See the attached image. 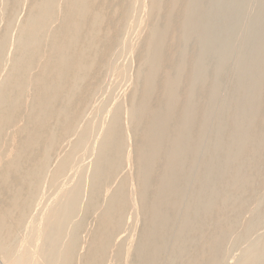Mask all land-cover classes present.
Wrapping results in <instances>:
<instances>
[{"label":"bare ground","instance_id":"6f19581e","mask_svg":"<svg viewBox=\"0 0 264 264\" xmlns=\"http://www.w3.org/2000/svg\"><path fill=\"white\" fill-rule=\"evenodd\" d=\"M198 1L0 0L1 261L226 264L244 245L232 264H264V207L238 216L262 205L247 188L264 155L263 75L221 106L228 118L211 115L220 90L196 88L214 27ZM218 209L241 211L240 232L218 217L190 258L196 218Z\"/></svg>","mask_w":264,"mask_h":264},{"label":"rangeland","instance_id":"374dc122","mask_svg":"<svg viewBox=\"0 0 264 264\" xmlns=\"http://www.w3.org/2000/svg\"><path fill=\"white\" fill-rule=\"evenodd\" d=\"M209 1L208 0H200V1H198V4H196V7H199V8L203 7L205 9V11L207 9L209 14L211 15L208 19V22L214 27V31L209 33V35L206 37V43L208 46L203 49L204 52L202 51L201 55L199 57L200 60L205 61L207 64L209 63L208 65L205 64L202 68H200V70L198 72L199 73L198 76L200 75L199 77L208 79V82L205 85L207 87L204 86V87H202L203 88L202 89L198 86L199 88L197 87L196 91H197V93L202 94V93H204V91L206 93L210 89H213V88L217 91L220 90L221 92L219 91V93L217 95L218 99L216 98V100L214 102L215 108H214V111L211 112V115L217 116V114L218 115L220 114L219 116H221V117L224 116L223 118L226 119V118H228L229 113L232 112L233 108L229 107L228 109L227 108L222 109V107H223L222 105H224V104L225 105L226 104L232 105L238 99L244 98L245 95L249 93L248 87L254 85L257 81H259V79H260L259 77H261V73L263 75V77H261V78H263V80L261 81L263 90H262V93L260 94V96H262L261 97L262 101L264 100V46H263L264 44L262 45V43L264 42V0H244V1H242V0L241 1L240 0H228V1L227 0H209ZM260 1H262L261 4L259 3ZM220 2H222V3H220ZM258 3H259V5H258ZM227 6L229 7V9ZM233 6H235V8H233ZM221 7L222 8L225 7L224 10ZM215 8H217L218 10ZM232 11H234V12H232ZM224 13H227V14H224ZM216 14H219V15L216 16ZM218 16H220V17H218ZM223 18L225 21L222 20ZM229 19H230V21H229ZM211 20H212V22H211ZM214 21L216 22V25L212 24V23H215ZM220 26L224 27V28H221ZM226 26H228V29ZM223 29H225V30H223ZM220 31H221V33H220ZM222 36H224V37H222ZM217 37H218V40L216 39ZM208 38H210V39L208 40ZM228 38H230V39L228 40ZM220 40H221V43H220ZM188 42L189 43L187 45V53L190 55L193 52H196V50H198L200 43H199V39H196V38H194V39L191 38ZM262 46H263V48H262ZM258 49H261V50L259 51ZM202 55L204 58L202 57ZM218 64H220L221 67L218 66ZM256 71H258V73ZM201 74H202V76H201ZM247 76H249V77H247ZM246 78H247V80L249 78L250 79L248 81L246 80L244 82V79H246ZM241 79L243 80V82L241 81ZM213 80H215V81H213ZM238 82H242V83L238 84ZM245 83H246V85H245ZM238 87L240 89H238ZM233 88H234V91L232 93ZM245 89H246V91H245ZM230 92H231V94H230ZM204 94H202L200 96H203ZM219 95H221V96H219ZM198 100L199 99H197V104H200V102H198ZM199 101H201V100H199ZM225 109H227V110H225ZM261 112L264 113V108H262ZM257 125L260 126L258 123H257ZM224 129L225 128H223V131H224ZM257 130L261 131V126L258 127ZM257 130H256V132H257ZM257 133L259 134L261 132H257ZM257 159L258 158L256 157V161H258L257 162L258 170L256 169L255 172H253L254 177H255V174L257 176L253 180V182L248 186L247 192L250 193V191H251V194L253 192H254V194H256L257 191L259 190V192H258L259 194L257 193L256 196L259 195V196H257L259 199L258 201L262 205H261V207L257 208L256 210L254 209V207H252V208L248 209L247 211H245V213H244V211H242V213H240V215H238L241 219H244L246 216H248V219L252 218V217L255 218V216L260 212V209H262L264 207V189H263L264 188L263 187V185H264V183H263L264 182V177H263L264 176V155L259 158L260 160L259 159L257 160ZM261 177H263V179ZM261 179L263 181H261ZM261 183H263V184L261 185ZM258 184L261 185L262 190H260V186ZM219 185H220V187L222 186V184H219ZM219 185L218 186L216 185V186L219 187ZM257 186H259V187L256 188ZM252 190H253V192H252ZM237 193L235 192L234 198L232 200H235V198L240 199V195L238 196ZM260 193H262V194H260ZM235 196H237V197H235ZM247 196H248V194L245 197H247ZM231 204H232V202L228 206L225 205L223 207L229 208L231 206ZM216 211L217 210H215V212L212 213L211 218L208 220L203 219V217H201V216H198L197 217L198 219L196 218V220H199V221H203V220L204 221L206 220V221L204 223L205 227L202 228L201 233H200V231H199V233L197 232L199 234V236L198 235L195 236L194 240L192 241L193 244L192 243H190V245L188 244L189 247L192 244V247L190 249H189V247L187 248V249L191 250L190 252L188 251L190 258L192 256V254H194V252L196 254L197 251H195V250L199 251L200 249H202L206 246L205 242H204L205 239L209 235L213 234L214 231L212 233L211 232L209 233V230L211 229V226L213 225L212 223L214 222V220H216V219L218 220V217L222 216V214H221L222 209H220V210L218 209V211L217 212ZM239 212H241V211L240 210L235 211L234 213L237 215V214H239ZM226 215L228 216V218L226 216L225 217L222 216L221 217V218H223L222 221L227 218L228 221L234 220L237 222L238 216L235 220V218L234 219H231V218H233L234 216L236 217V215L231 214L233 216V217L230 216L231 218L229 217L230 213L226 214ZM221 218H219V219L221 220ZM227 219L223 222H226ZM240 220H239V222H240ZM207 221H208V223H206ZM241 221H243V220H241ZM238 224L239 225L237 227H235L234 232L236 230H238L237 228H239L238 231L240 232L241 226H240V223H238ZM238 231H236V234L233 232L234 235H237ZM259 231L261 232L262 229ZM259 231H257V232H259ZM201 235H203V236L200 238ZM205 235H206V237H205ZM199 238L201 241H198ZM202 238H204V240H202ZM196 239H198V240H196ZM196 241H198V242L196 243ZM202 241H203V243H202ZM201 244L203 245V247H200ZM194 245L196 246L195 249H194ZM242 247H244V245L237 247L236 250L233 249L232 252L235 250L234 251L235 253L233 252L234 254L230 252L231 258L230 257H229L230 259L228 258L226 264L234 263V260H236L237 256L239 255V254H237V252H239V249H242ZM168 249H170V248L168 247ZM263 250H262V248H260L259 252H262ZM184 252H185V250H184ZM188 252H185V256L187 258H189ZM232 254L234 255V258H233L234 260L232 259V257H233ZM167 255L168 254H166V256ZM263 255H264V252H263ZM166 256L162 257V259L160 260V264H167L168 262H169L168 264H170L171 260L168 261L169 260L168 256H167V259H166ZM186 257L184 258V256H183L184 261L188 260ZM1 259L2 258L0 257V264H6L3 262V260L1 261ZM185 259H187V260H185ZM179 261L177 264L182 263L181 261L180 262ZM201 261H203V260H201ZM223 264H225V263H223Z\"/></svg>","mask_w":264,"mask_h":264}]
</instances>
